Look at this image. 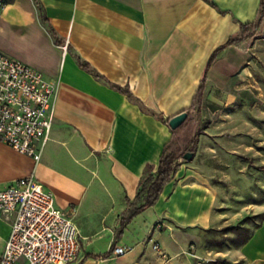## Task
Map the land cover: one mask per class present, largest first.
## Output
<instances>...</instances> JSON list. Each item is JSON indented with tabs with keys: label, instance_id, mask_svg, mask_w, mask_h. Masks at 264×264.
Segmentation results:
<instances>
[{
	"label": "crops",
	"instance_id": "crops-1",
	"mask_svg": "<svg viewBox=\"0 0 264 264\" xmlns=\"http://www.w3.org/2000/svg\"><path fill=\"white\" fill-rule=\"evenodd\" d=\"M213 1L219 9L204 0H7L0 51L42 71L58 92L39 162L0 142V190L31 175L43 182L50 164L61 167L66 176L55 205L79 229L82 246L71 264H264V131L254 121L238 137L241 149H216L217 177L230 173V192L209 182L204 172L211 162L201 160L196 148L192 162L179 160L158 202L118 237L126 198L134 200L147 176L156 174L163 150H171L179 131L188 143L193 131L186 126L201 122L206 94L217 92L233 104L241 75L264 66L255 35L228 46L206 71L216 49L241 37L242 24L257 22L261 6V0ZM249 40L244 50L241 44ZM197 104L196 114H189ZM184 112L187 120L172 130L170 120ZM240 150L248 162H238ZM249 217L261 222L248 225L249 237L217 250L216 258L182 229L228 231ZM10 233L11 224L0 218V257ZM113 245L128 253L104 259Z\"/></svg>",
	"mask_w": 264,
	"mask_h": 264
},
{
	"label": "built area",
	"instance_id": "built-area-1",
	"mask_svg": "<svg viewBox=\"0 0 264 264\" xmlns=\"http://www.w3.org/2000/svg\"><path fill=\"white\" fill-rule=\"evenodd\" d=\"M7 5L0 0V18ZM57 92L42 71L0 51V142L39 162L54 123ZM0 218L11 224L0 264H71L81 254L79 229L34 175L0 190ZM153 249L160 251L158 245ZM127 253L116 246L112 254ZM207 262L213 261L198 264Z\"/></svg>",
	"mask_w": 264,
	"mask_h": 264
},
{
	"label": "rangeland",
	"instance_id": "rangeland-1",
	"mask_svg": "<svg viewBox=\"0 0 264 264\" xmlns=\"http://www.w3.org/2000/svg\"><path fill=\"white\" fill-rule=\"evenodd\" d=\"M255 43H260L257 46L258 51H263L264 49V27L256 33L254 38ZM253 42V43H254ZM251 45V40L245 41L241 44V47L246 50ZM27 54V50H25ZM242 72V71H241ZM254 78V79H253ZM240 87L241 91L238 92L237 99L233 104H227L226 99L222 97L219 93L210 91L206 94L203 102L202 107V118L201 122H189L187 124V128L190 127V131L192 136L188 139V143L196 132L202 133L200 136L199 143L197 145L196 155L199 154V158L201 160L208 159L211 162L209 169L207 172L205 171V175L209 179V182L215 186L219 184L220 186H224L225 190L231 191V182L232 178L230 173L228 175L224 174L223 177H217V172L215 169V153L216 149L221 148H233L236 147L238 144L237 142L241 139L240 135H246L249 121H254L256 126L261 130L264 131V66L262 63L257 64L255 66V72L252 74L245 76L241 75L240 77ZM188 112H196L199 110L198 104L195 108L189 109ZM184 129V128H183ZM182 131V130H181ZM179 131L174 144L172 145L171 150L168 152H175L180 154L182 150L187 146V142L184 143V139H187L188 136H183V132ZM259 130H257V133ZM190 133V132H189ZM208 133L211 138H206L205 134ZM190 135V134H188ZM184 137V138H183ZM243 142L246 144L247 139ZM218 145V146H217ZM210 147H213L214 151L210 150ZM220 147V148H219ZM238 149H241L237 146ZM177 151V152H176ZM195 155V157H196ZM203 156V158L201 157ZM193 158V160L195 159ZM238 162H248V156L243 153L241 150L238 152ZM231 159V158H229ZM192 160V161H193ZM182 163H187L184 158L181 159ZM190 161V162H192ZM179 161H177L178 163ZM200 162V161H199ZM50 173L48 176H42L43 182H41L37 177L36 179L46 188H49L54 196L57 198L61 196V193L58 190L61 189L64 181L65 176L64 171L58 164H50ZM41 176L38 173L37 176ZM261 181L263 179H257V181ZM262 189V188H261ZM261 222L260 219L257 217H249L238 223L235 226H241L240 231H224L223 229L218 228H203L199 225L197 226H189V227H182V229L186 232L191 234V239L199 249L208 250L211 252V257L216 258V251L219 249L224 248L225 246H235L243 241H245L250 234L251 228L250 227L257 226L258 223ZM162 227L164 228V222L162 221ZM235 227L234 225L228 226L229 228ZM157 228V225L154 227ZM179 228V227H178Z\"/></svg>",
	"mask_w": 264,
	"mask_h": 264
},
{
	"label": "trees",
	"instance_id": "trees-1",
	"mask_svg": "<svg viewBox=\"0 0 264 264\" xmlns=\"http://www.w3.org/2000/svg\"><path fill=\"white\" fill-rule=\"evenodd\" d=\"M204 1L208 2L212 7L219 9L213 0H204ZM39 11L41 14V21L43 25H45V27L47 28L49 34L53 37L55 44L61 45L57 33L51 26L49 20L43 13L42 9H39ZM263 18H264V0H261L259 18L257 22L250 24H242L241 28L243 30V33L241 37L239 39H229L227 43L216 49L209 58L206 71L210 69L212 64L217 60V58L228 46L242 42L248 38L255 36L263 22ZM79 64L81 65V67L87 69V71L90 72V70L87 68L86 65L82 64L80 61ZM204 82H206V75L203 78V84ZM201 101H202V93L200 94L199 105L201 104ZM200 135L201 133L197 131L194 137L192 138V140H190V142L187 144V146L182 150L180 154H177L175 152L169 153L167 149L163 150L156 174H149L147 176V178L140 187L138 195L134 200H130L126 198L125 201H126L127 209L124 211L121 217V228L118 233L119 238L122 236L123 230L126 227V225L135 216L142 213L145 209L154 206L158 202L164 186L171 181L173 175L177 171L178 168L177 161L184 158V155L186 153L195 152ZM241 228H242L241 226H235L229 228L228 231H234V230L240 231ZM115 247L116 245H113L110 253L104 255L103 258L104 259L109 258V256L113 253Z\"/></svg>",
	"mask_w": 264,
	"mask_h": 264
},
{
	"label": "water",
	"instance_id": "water-1",
	"mask_svg": "<svg viewBox=\"0 0 264 264\" xmlns=\"http://www.w3.org/2000/svg\"><path fill=\"white\" fill-rule=\"evenodd\" d=\"M189 114L187 112H184L174 118H172L169 122V126L172 130H177L179 127H181L185 121L187 120ZM194 158V153L188 152L184 155V160L189 162L192 161Z\"/></svg>",
	"mask_w": 264,
	"mask_h": 264
}]
</instances>
